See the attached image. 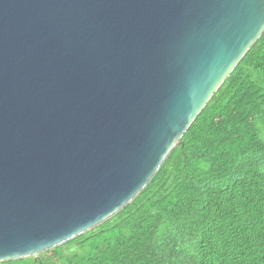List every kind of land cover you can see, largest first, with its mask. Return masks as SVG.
<instances>
[{
	"label": "water",
	"instance_id": "1",
	"mask_svg": "<svg viewBox=\"0 0 264 264\" xmlns=\"http://www.w3.org/2000/svg\"><path fill=\"white\" fill-rule=\"evenodd\" d=\"M264 32V0H0V262L131 202Z\"/></svg>",
	"mask_w": 264,
	"mask_h": 264
},
{
	"label": "trees",
	"instance_id": "2",
	"mask_svg": "<svg viewBox=\"0 0 264 264\" xmlns=\"http://www.w3.org/2000/svg\"><path fill=\"white\" fill-rule=\"evenodd\" d=\"M0 264H264V32L131 202Z\"/></svg>",
	"mask_w": 264,
	"mask_h": 264
}]
</instances>
